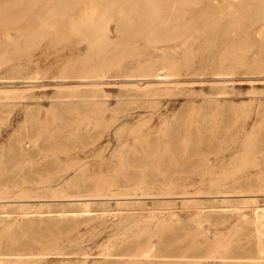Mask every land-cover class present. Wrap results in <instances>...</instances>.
Here are the masks:
<instances>
[{"label": "rangeland", "instance_id": "1", "mask_svg": "<svg viewBox=\"0 0 264 264\" xmlns=\"http://www.w3.org/2000/svg\"><path fill=\"white\" fill-rule=\"evenodd\" d=\"M175 1L148 34L144 0H0L5 264H264V0ZM151 55L179 81L122 77ZM84 59L108 83L25 78Z\"/></svg>", "mask_w": 264, "mask_h": 264}, {"label": "bare ground", "instance_id": "2", "mask_svg": "<svg viewBox=\"0 0 264 264\" xmlns=\"http://www.w3.org/2000/svg\"><path fill=\"white\" fill-rule=\"evenodd\" d=\"M144 1L148 3L143 5V10H140V12L138 13H131L129 14L128 17L126 15L123 17V24H120L119 27L121 30H123L126 33H131L132 31L135 30L137 31L140 29V30H147L148 34H151L152 32H156V31H160V32L168 31L175 27L174 24L176 23L175 21H177L176 18L177 13H179V9L178 7H176L177 3L175 0H144ZM172 1L174 2L171 3ZM151 14H153V17L155 15V17L160 19L161 21L157 24H154L153 22L154 19L150 16ZM103 51H104V55L102 54ZM103 51H100L103 57H106L113 53V49L111 48H107L106 50ZM88 62H89L88 59L83 60V64L80 68V73H77L76 70L77 68L75 67H63L61 68L60 75L48 76L47 75L48 72L46 71L42 72L39 70L37 72H34L33 75L25 78L30 80L28 82H36V83H44L45 80L54 78L65 82L61 84H66L67 83L66 80L70 78L88 79L91 77H97L98 79H91L92 83H96V84L108 83L106 80L111 77L110 75H107V73L96 76L89 75L90 73H93V71H95L94 69L95 66L90 65ZM178 66H179L178 61L173 59L171 55L169 57L162 56L159 59H157L154 55H151L148 56L147 58L141 59L134 70L130 71L127 74H124L122 77H126L127 78L126 80L129 83H137L138 81H141V79L145 80V83L178 82L179 74L175 72L178 69ZM230 73L231 72L228 71L226 72V71L218 70L216 71L215 74L217 75L216 78L222 80L223 79L222 76L228 75ZM138 77L140 79H137ZM94 184H96L95 189L101 190L109 184V181L106 178L102 182L100 178H97ZM225 197L227 196L225 195ZM262 252L264 253V249H262ZM25 254L26 253H22V252H3L0 249V264H5L10 261L13 262V261L21 260L23 259L21 257ZM9 256L12 257L16 256L17 258H10Z\"/></svg>", "mask_w": 264, "mask_h": 264}]
</instances>
